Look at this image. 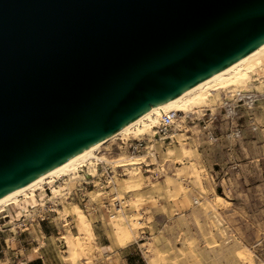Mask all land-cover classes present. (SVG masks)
Listing matches in <instances>:
<instances>
[{"label": "water", "instance_id": "95a60500", "mask_svg": "<svg viewBox=\"0 0 264 264\" xmlns=\"http://www.w3.org/2000/svg\"><path fill=\"white\" fill-rule=\"evenodd\" d=\"M264 44V0H0V201Z\"/></svg>", "mask_w": 264, "mask_h": 264}, {"label": "rangeland", "instance_id": "374dc122", "mask_svg": "<svg viewBox=\"0 0 264 264\" xmlns=\"http://www.w3.org/2000/svg\"><path fill=\"white\" fill-rule=\"evenodd\" d=\"M263 67L242 95L220 88L182 112L169 141L153 135L156 126L139 153L118 138L105 143L98 156L109 167L99 165L94 184L81 175L57 178L0 209V264H264ZM122 156L140 163L120 167ZM112 167L117 175L109 180ZM125 178L140 188L126 191ZM75 204L93 232L86 256L69 255L63 238L80 236L77 217L62 215ZM119 214L137 217L130 236L116 232Z\"/></svg>", "mask_w": 264, "mask_h": 264}, {"label": "bare ground", "instance_id": "6f19581e", "mask_svg": "<svg viewBox=\"0 0 264 264\" xmlns=\"http://www.w3.org/2000/svg\"><path fill=\"white\" fill-rule=\"evenodd\" d=\"M263 66L264 44L242 59L231 64L230 66L218 71L212 76L188 88L178 96L173 97L172 99L160 104L157 107H151L146 112L129 122L123 128L116 131L106 139L94 144L77 156L61 164L50 172L44 174L43 176L19 189L10 196L4 198L0 201V209L10 204L18 203L21 196H34L38 190H42L45 188V184L55 181L57 178L66 179V176L75 177V175H77L78 177L79 175H81L80 171L84 170V167L96 166L95 159L106 161L107 159L105 157L98 156V153L101 152V147L105 143H108L109 141L117 138L119 135L125 136L134 134L135 136H138L146 134L149 131H153V129L160 124L161 116L169 111L177 110L180 114H182V112L187 113L193 111L196 107L202 106L206 101L210 99V92H216V90L220 88H232L233 90H236L240 95H242V88H246V86L252 80L251 75L257 74L258 70L262 71ZM139 159L141 158L133 157L130 159H126L122 156L118 157L116 162L119 163L117 165L120 166H136L140 163ZM120 185L126 191H134L140 188V183L128 178L122 180V182H120ZM50 190L51 193L55 195H58L62 192L60 187L57 186H52ZM220 197L222 198V196ZM70 213H73L78 219L80 236L74 235L70 231L63 235V238L66 240V244L69 249L67 250L69 252V255L74 253H83L85 255L87 251L92 249L93 245L91 244L93 241V232L89 224L88 216L83 208L78 204H75L72 207L71 211L65 209L62 212V215L67 216ZM113 218H115L114 225L116 232L119 234L121 233L120 235L123 234L130 236V234L133 233V231L138 227L137 225L139 221L137 217H128L124 214H119L113 215Z\"/></svg>", "mask_w": 264, "mask_h": 264}, {"label": "built area", "instance_id": "2783aa9c", "mask_svg": "<svg viewBox=\"0 0 264 264\" xmlns=\"http://www.w3.org/2000/svg\"><path fill=\"white\" fill-rule=\"evenodd\" d=\"M180 116L183 117L182 114H180L177 110H172V111H169V112L163 114L161 116V119H160V124L155 129L153 135L158 139H163L166 141L171 140L173 137V133H171L172 126L175 123H177ZM146 135H147V137H146ZM117 138L120 139L125 144H127L129 151L133 154L139 153L142 149L148 148V142L150 139L149 134H143V135H140L139 137H135V138L130 139V140L126 139L124 135H119ZM125 139H126V141H124ZM95 161H96L95 167L86 166L87 168L93 170V173L87 172L86 175L88 177L86 175H84V173H83V171L85 170L86 167H84V170L81 171V176H83L82 178L88 179V180L90 179L89 181L85 180L86 185L91 184V183L94 184L93 181H96L95 177H97L99 165H101L100 168H104V169H107L109 167V165H102V163L106 162V161L96 160V159H95ZM110 170H111L112 174L110 175L109 180H114L117 174L114 172L113 167ZM56 180H58V179H56Z\"/></svg>", "mask_w": 264, "mask_h": 264}, {"label": "crops", "instance_id": "0c3cea01", "mask_svg": "<svg viewBox=\"0 0 264 264\" xmlns=\"http://www.w3.org/2000/svg\"><path fill=\"white\" fill-rule=\"evenodd\" d=\"M130 264V263H129Z\"/></svg>", "mask_w": 264, "mask_h": 264}]
</instances>
